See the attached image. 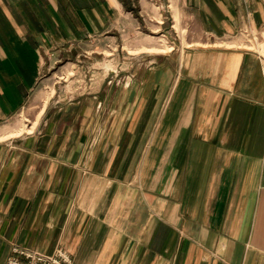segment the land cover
Instances as JSON below:
<instances>
[{"label":"crops","instance_id":"0c3cea01","mask_svg":"<svg viewBox=\"0 0 264 264\" xmlns=\"http://www.w3.org/2000/svg\"><path fill=\"white\" fill-rule=\"evenodd\" d=\"M168 1L193 45L129 53L92 94L41 97L27 130L0 135V264L12 246L74 264H264V57L231 45L264 30V0ZM132 20L122 0H0V127L47 62Z\"/></svg>","mask_w":264,"mask_h":264},{"label":"rangeland","instance_id":"374dc122","mask_svg":"<svg viewBox=\"0 0 264 264\" xmlns=\"http://www.w3.org/2000/svg\"><path fill=\"white\" fill-rule=\"evenodd\" d=\"M122 2L125 11L131 14L134 26H130V30L121 32L119 36L116 35L115 39L111 38L109 41L91 38L89 42L88 38L87 42L79 43L71 53L63 52L52 58L51 62H47L44 65L45 70L41 73V82L25 110L1 126L0 135L19 125L21 129L27 130L25 126L30 125L33 120L34 107L41 97H45L50 103L58 98L66 100L78 94L88 92L89 95L92 94L96 89L94 82L106 80L109 73L117 71V66H121L127 61L126 58L132 55L129 53L141 51L143 47H155L157 49L155 52L164 53L171 47H186V43L193 45L195 38H198L196 27L190 25L176 9L171 10L174 4L168 0H122ZM243 32L246 31L240 32L239 41L231 45L255 52L259 56L262 54L264 57V30L254 34L249 32L242 34ZM105 64L109 67L104 68Z\"/></svg>","mask_w":264,"mask_h":264},{"label":"built area","instance_id":"2783aa9c","mask_svg":"<svg viewBox=\"0 0 264 264\" xmlns=\"http://www.w3.org/2000/svg\"><path fill=\"white\" fill-rule=\"evenodd\" d=\"M247 33L243 32L242 34ZM246 37L248 35H245ZM6 264H74L68 252L62 248H55L50 254L37 250L12 246Z\"/></svg>","mask_w":264,"mask_h":264}]
</instances>
